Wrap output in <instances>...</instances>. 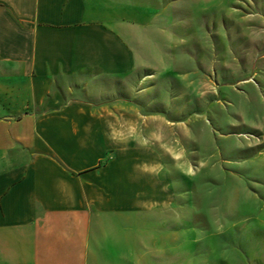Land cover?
Masks as SVG:
<instances>
[{
    "label": "crops",
    "instance_id": "obj_1",
    "mask_svg": "<svg viewBox=\"0 0 264 264\" xmlns=\"http://www.w3.org/2000/svg\"><path fill=\"white\" fill-rule=\"evenodd\" d=\"M166 5L0 0V264H199L135 132L167 120L132 90Z\"/></svg>",
    "mask_w": 264,
    "mask_h": 264
},
{
    "label": "rangeland",
    "instance_id": "obj_2",
    "mask_svg": "<svg viewBox=\"0 0 264 264\" xmlns=\"http://www.w3.org/2000/svg\"><path fill=\"white\" fill-rule=\"evenodd\" d=\"M165 17L149 30L157 59L133 77L134 103L150 94L167 119L135 126L142 179L175 193L165 212L192 230L199 264H264V0H167Z\"/></svg>",
    "mask_w": 264,
    "mask_h": 264
}]
</instances>
